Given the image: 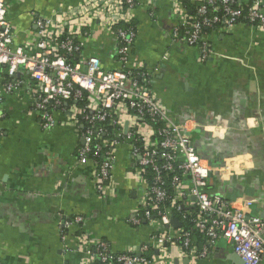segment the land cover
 <instances>
[{"label": "crops", "instance_id": "0c3cea01", "mask_svg": "<svg viewBox=\"0 0 264 264\" xmlns=\"http://www.w3.org/2000/svg\"><path fill=\"white\" fill-rule=\"evenodd\" d=\"M83 1L7 0L13 48L33 39L38 17ZM133 13L137 41L131 67L151 73L153 91L170 119L188 123L199 155L223 169L210 177L209 193L229 202L246 200L251 215L264 220V31L243 21L231 31L209 29L211 53L202 60L198 46L174 37L180 16L172 0H139ZM89 32V39L78 37L83 53L99 57L107 71L121 70L118 41L98 23ZM0 94V264H86L79 234L105 241L115 254L151 247L156 228L130 221L141 195L131 177L136 161L130 142L123 139L116 152L112 194L101 196L92 161H78L82 141L75 129L58 124L44 130L26 92ZM64 118L56 114L59 122ZM79 216L82 225L64 230V223ZM169 252L172 264L244 263L222 238L196 263L186 262L179 247Z\"/></svg>", "mask_w": 264, "mask_h": 264}, {"label": "built area", "instance_id": "2783aa9c", "mask_svg": "<svg viewBox=\"0 0 264 264\" xmlns=\"http://www.w3.org/2000/svg\"><path fill=\"white\" fill-rule=\"evenodd\" d=\"M172 1L180 16L174 37L198 46L202 60L211 53L205 30L222 26L231 31L244 19L264 31V0H187L194 12L188 11L185 0ZM138 5L139 0H84L75 7L58 8L52 17H38L33 39L14 49L9 5L0 0V91L26 92L44 130L58 124L75 129L82 141L78 161H92L101 196L112 194L114 159L121 141L131 144L136 161L131 177L141 186V195L130 221L134 225L146 221L156 228L152 246L115 254L105 241L79 234L76 240L86 264H172L169 247H179L183 257L196 263L221 238L233 245L245 264H261L264 220L251 215L246 200L229 202L209 193L210 177L223 169L199 155L188 123L170 119L153 91L151 73L131 67L137 41L133 12ZM94 23L118 41L121 70L107 71L99 57L83 53L85 43L78 37L91 38L89 28ZM3 102L0 94V105ZM58 112L65 114L63 121L56 119ZM149 172L151 179L146 177ZM176 215L181 217L178 228L172 225ZM82 223L83 218L76 217L64 223V230Z\"/></svg>", "mask_w": 264, "mask_h": 264}, {"label": "trees", "instance_id": "16d2710c", "mask_svg": "<svg viewBox=\"0 0 264 264\" xmlns=\"http://www.w3.org/2000/svg\"><path fill=\"white\" fill-rule=\"evenodd\" d=\"M185 4L187 5V7H188V9H189V10H188L189 12H191V11L194 12V9H195L194 6H192L187 0H185ZM242 21L248 23L247 20H244V19H243ZM217 27H218V26H217ZM208 30H209V29H208ZM206 31H207V30H205L204 32L206 33ZM146 177H148L149 179L152 178V175H150V172L146 175ZM176 217L179 218V219L181 218L179 215H176Z\"/></svg>", "mask_w": 264, "mask_h": 264}, {"label": "water", "instance_id": "95a60500", "mask_svg": "<svg viewBox=\"0 0 264 264\" xmlns=\"http://www.w3.org/2000/svg\"><path fill=\"white\" fill-rule=\"evenodd\" d=\"M127 128V127H126ZM127 130V129H126ZM172 225L175 227V228H178L181 226L180 222L178 221V219H173L172 220ZM189 260H186V262H188ZM244 264V263H243Z\"/></svg>", "mask_w": 264, "mask_h": 264}]
</instances>
